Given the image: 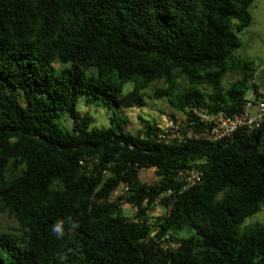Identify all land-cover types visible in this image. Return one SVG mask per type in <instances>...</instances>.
Instances as JSON below:
<instances>
[{"label": "trees", "instance_id": "16d2710c", "mask_svg": "<svg viewBox=\"0 0 264 264\" xmlns=\"http://www.w3.org/2000/svg\"><path fill=\"white\" fill-rule=\"evenodd\" d=\"M255 1L0 0V215L17 224L0 233V264H264V224L245 226L264 210V122L210 141L194 113L264 100L235 56ZM156 82L185 116H170L182 140L148 121L132 134L120 117L91 128L78 110L82 97L143 108ZM183 169L202 182L183 191ZM156 206L166 213L151 219Z\"/></svg>", "mask_w": 264, "mask_h": 264}, {"label": "rangeland", "instance_id": "374dc122", "mask_svg": "<svg viewBox=\"0 0 264 264\" xmlns=\"http://www.w3.org/2000/svg\"><path fill=\"white\" fill-rule=\"evenodd\" d=\"M253 17L252 24L238 33L241 41V47L236 51L235 56L239 59L253 62L256 72L254 83L264 95V0H256L251 8ZM237 74H229L224 80V85L228 87L231 83L238 80ZM162 82L153 83L147 90L146 106L143 108H124L119 111L108 110L101 104L94 102L86 97H82L78 101V110L82 114L89 113L94 118V123L91 128H108L111 126L113 118H124L127 120V130L132 134H137L143 128V121L153 122L159 125L160 128L166 129L171 120V115L183 121L185 116L182 113L173 109L168 101V98H155L156 90L163 87ZM133 85H126L124 94L131 91ZM252 92H249L247 98L250 99ZM114 113L118 114L115 115ZM67 128L72 127V121L66 116L60 120ZM140 180L148 185L157 181L155 170H143L140 173ZM123 188H120L114 197L122 194ZM122 209L127 218L132 219L136 210L124 204ZM166 213V210L161 206H156L153 211L148 213L151 219L161 217ZM256 223L264 224V210L257 215L246 220L245 226L254 225ZM17 224L14 219L8 215H0V233H12L16 229Z\"/></svg>", "mask_w": 264, "mask_h": 264}, {"label": "built area", "instance_id": "2783aa9c", "mask_svg": "<svg viewBox=\"0 0 264 264\" xmlns=\"http://www.w3.org/2000/svg\"><path fill=\"white\" fill-rule=\"evenodd\" d=\"M194 113L205 128L202 136L210 141H220L231 137L239 129L248 131L258 129L264 122V100L255 104L251 97L244 113L233 116L203 110H194ZM179 127V123L170 122L166 129L161 128L164 131V134L161 135L162 139L178 138L182 140L184 136L179 132ZM192 135V131L187 133L188 137ZM177 179L183 183V191H186L202 182V174L196 169H183L178 171Z\"/></svg>", "mask_w": 264, "mask_h": 264}, {"label": "clouds", "instance_id": "9594fccd", "mask_svg": "<svg viewBox=\"0 0 264 264\" xmlns=\"http://www.w3.org/2000/svg\"><path fill=\"white\" fill-rule=\"evenodd\" d=\"M53 231L57 235V238H63L64 233H63L62 228L59 224L54 227Z\"/></svg>", "mask_w": 264, "mask_h": 264}]
</instances>
